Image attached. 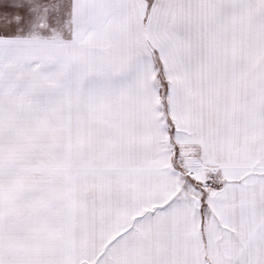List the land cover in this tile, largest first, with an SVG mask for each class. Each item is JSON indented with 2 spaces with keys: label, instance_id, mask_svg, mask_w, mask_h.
I'll list each match as a JSON object with an SVG mask.
<instances>
[{
  "label": "snow or ice",
  "instance_id": "6c2138e0",
  "mask_svg": "<svg viewBox=\"0 0 264 264\" xmlns=\"http://www.w3.org/2000/svg\"><path fill=\"white\" fill-rule=\"evenodd\" d=\"M0 264H264V0H0Z\"/></svg>",
  "mask_w": 264,
  "mask_h": 264
}]
</instances>
